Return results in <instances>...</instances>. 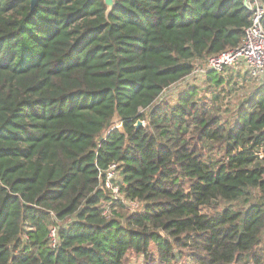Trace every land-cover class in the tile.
I'll return each mask as SVG.
<instances>
[{
	"label": "trees",
	"instance_id": "1",
	"mask_svg": "<svg viewBox=\"0 0 264 264\" xmlns=\"http://www.w3.org/2000/svg\"><path fill=\"white\" fill-rule=\"evenodd\" d=\"M31 2L0 0V264H264V85L232 125L197 86L161 97L241 43L244 0H116L108 17L104 0ZM113 162L136 212L103 213ZM251 189L261 200L243 212L203 210Z\"/></svg>",
	"mask_w": 264,
	"mask_h": 264
},
{
	"label": "built area",
	"instance_id": "2",
	"mask_svg": "<svg viewBox=\"0 0 264 264\" xmlns=\"http://www.w3.org/2000/svg\"><path fill=\"white\" fill-rule=\"evenodd\" d=\"M244 3L252 13V22L245 29L241 43L236 47L196 61L193 72L165 89L161 97L176 98L180 87L187 89L192 85L207 81L209 72L219 73L225 80L234 81L238 90L243 89L244 84H249L245 98L255 92L257 87L264 85V0H244ZM176 86H178L176 90H172ZM120 127L121 123L117 122L114 123L112 129ZM258 154L263 155L264 149H261ZM118 166V163L113 162L107 169L100 170L101 184L111 190L113 199V202L104 204L103 213L106 216H110L114 203L121 202L131 212H136L141 207L137 200L129 201L121 192ZM48 236L50 245L56 247L58 229L55 224L51 225Z\"/></svg>",
	"mask_w": 264,
	"mask_h": 264
},
{
	"label": "rangeland",
	"instance_id": "3",
	"mask_svg": "<svg viewBox=\"0 0 264 264\" xmlns=\"http://www.w3.org/2000/svg\"><path fill=\"white\" fill-rule=\"evenodd\" d=\"M212 74L216 76H221V74L212 72ZM225 85L222 86L211 84L209 81H204L201 84L192 85L198 87L197 93V101L206 100L208 102V106L210 110H213L214 113L220 117L221 123L226 125H232L235 123L237 119L238 108L241 106L243 99L245 98L247 89H249L250 85H245L243 89L238 90L234 84V81L229 83L225 82ZM192 86H190L192 88ZM178 86L174 87L172 90H176ZM189 87V88H190ZM225 88L224 90H222ZM185 89L180 87L178 90ZM252 90V89H251ZM180 94V93H179ZM176 98H173L171 101H175ZM117 123V122H116ZM205 148V147H204ZM206 151V162L207 164H215L216 160L221 158L222 154L219 151V147L217 144L211 142L208 143V146L203 149ZM261 200L260 193L257 190H248L246 194L241 197L239 200L234 202H224V201H216L212 206L204 207V212L209 215H215L219 211L224 208L231 207L237 211H244L248 205L252 203L259 202ZM144 258L140 256H135L131 254L125 264H143ZM176 264H198L194 260L189 257H180L177 255Z\"/></svg>",
	"mask_w": 264,
	"mask_h": 264
},
{
	"label": "water",
	"instance_id": "4",
	"mask_svg": "<svg viewBox=\"0 0 264 264\" xmlns=\"http://www.w3.org/2000/svg\"><path fill=\"white\" fill-rule=\"evenodd\" d=\"M37 0H32V8L35 6ZM104 3L106 5V17L109 16V14L112 12V10L114 9L115 7V4H116V0H104ZM144 126V121L142 119H138L136 124H135V127L136 129H138L139 127H142Z\"/></svg>",
	"mask_w": 264,
	"mask_h": 264
}]
</instances>
